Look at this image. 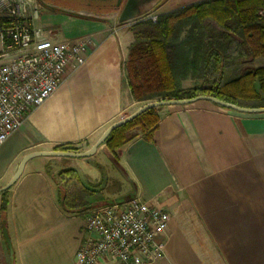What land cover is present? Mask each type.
Returning <instances> with one entry per match:
<instances>
[{
  "label": "crops",
  "instance_id": "0c3cea01",
  "mask_svg": "<svg viewBox=\"0 0 264 264\" xmlns=\"http://www.w3.org/2000/svg\"><path fill=\"white\" fill-rule=\"evenodd\" d=\"M183 1L141 0L126 22L120 21L122 9L104 14L87 10L84 2L78 10L43 5L37 25L47 23L46 38L63 42L89 37L93 46L85 66L68 72L55 94L0 146V190L25 156L77 144L86 146L81 152L89 151L111 125L142 107L133 109L143 102L132 98L124 69L135 40L130 27L205 0ZM56 9L70 16L58 22ZM254 66L264 67V58H257ZM189 82H182V88ZM196 104L201 105L162 108L151 143L138 137L115 155L104 145L90 158L28 161L17 183L4 198L0 194V264L11 262L3 229L15 264H74L91 212L87 209L132 195L166 208L173 217L165 257L157 264H264V229H250L248 242H243L242 229H174L189 216V204L211 199L214 185L222 189L218 202H250V208L264 202V115ZM106 179H115L117 189L99 198L98 184ZM77 185L74 191L71 187ZM228 190L233 197H227Z\"/></svg>",
  "mask_w": 264,
  "mask_h": 264
},
{
  "label": "trees",
  "instance_id": "16d2710c",
  "mask_svg": "<svg viewBox=\"0 0 264 264\" xmlns=\"http://www.w3.org/2000/svg\"><path fill=\"white\" fill-rule=\"evenodd\" d=\"M83 2L91 12H116L114 1ZM130 30L135 40L124 69L136 102L205 95L243 108H264V67L254 66L264 58V0H205L160 15L157 22L137 21ZM188 78L202 83L200 91L181 88ZM159 124V109L150 110L114 131L105 146L115 155L139 134L151 143ZM135 127L138 134L131 133ZM6 209L3 200V222Z\"/></svg>",
  "mask_w": 264,
  "mask_h": 264
},
{
  "label": "built area",
  "instance_id": "2783aa9c",
  "mask_svg": "<svg viewBox=\"0 0 264 264\" xmlns=\"http://www.w3.org/2000/svg\"><path fill=\"white\" fill-rule=\"evenodd\" d=\"M44 0H0V146L63 83L85 66L89 37L55 42L37 25ZM52 6V5H50ZM151 19L157 22L158 16ZM173 217L136 195L92 209L74 264H157L166 254Z\"/></svg>",
  "mask_w": 264,
  "mask_h": 264
},
{
  "label": "rangeland",
  "instance_id": "374dc122",
  "mask_svg": "<svg viewBox=\"0 0 264 264\" xmlns=\"http://www.w3.org/2000/svg\"><path fill=\"white\" fill-rule=\"evenodd\" d=\"M45 2H50V0H44ZM145 2L149 3L152 0H144ZM185 1V0H184ZM183 1V2H184ZM53 3H49L52 6H58L61 9H74L78 10L80 8H84L83 0H51ZM55 15L58 17H61L59 20H66L67 17L70 16L65 11H61L56 9ZM75 16V15H72ZM60 25V24H57ZM40 28H46L47 23L46 22H39ZM54 39V38H53ZM186 81V80H185ZM189 83H186L185 89L182 88V82H181V88L185 91H189L192 89H197L200 91V87L202 86V83L200 81H197L195 79L190 78ZM184 82V81H183ZM192 86V87H191ZM162 100H169V99H157L153 101H147L143 102L142 104L136 105L133 109L137 108L138 106H145L151 102L154 101H162ZM194 105H201V104H194ZM141 107V108H142ZM132 109V111H133ZM162 108H159V112ZM223 112H227V110L218 108ZM232 113V112H231ZM128 117V116H127ZM126 118V117H123ZM139 127H135L131 130L132 134H138L139 133ZM138 137H143L142 135H138ZM136 139V138H135ZM71 147H74L73 151L70 152H76V153H83L81 151L86 149V146H82V144L73 145ZM100 157L103 159L105 158V154L101 153L99 154ZM109 162V161H108ZM117 182L115 179L112 180H105L98 184V197L99 198H106L110 195L109 191H111L112 188L115 190L117 189ZM74 191L79 189L78 185L71 187ZM222 191V189L217 185L211 186V199L208 201H194L191 204H189V216L183 217L181 220L184 223H180L178 225H175L174 229H225L228 231L229 229H242V238L243 242L249 241V231L250 229H264V202L259 201L258 203H252V206L254 208H250V202H226V201H220L218 202L217 197H221L223 199V195L221 196L218 192ZM227 197H233V191H227ZM232 194V196L230 194ZM244 196V195H243ZM225 205V207H224ZM240 206V207H239ZM225 236H233V234L226 233Z\"/></svg>",
  "mask_w": 264,
  "mask_h": 264
},
{
  "label": "water",
  "instance_id": "95a60500",
  "mask_svg": "<svg viewBox=\"0 0 264 264\" xmlns=\"http://www.w3.org/2000/svg\"><path fill=\"white\" fill-rule=\"evenodd\" d=\"M83 1H87L90 3L92 2H100V3H107V2H115V9L116 11H120L122 9V13H121V18L120 21L121 22H126L130 19H132V14L135 13V9L140 5V1L141 0H128L127 3L124 5V1L125 0H83ZM198 102H209L212 103L216 106L221 107L222 109L225 110H229L238 114H242V115H264V108H243V107H239L237 105L228 103L226 101H222L216 97H212V96H205V95H199L193 98H189V99H181V100H162V101H154L151 102L145 106H143L142 108H140L137 112L133 113L132 115L121 119L120 121H118L117 123H114L113 125H111L106 131L105 133L102 135V137L98 140V142L89 150L83 153H75V152H70V151H53V152H35V153H31L27 156L24 157V159L22 160L19 169L17 170L16 174L14 175V177L11 179V181L0 190V194L7 192L8 190H10L16 183L17 181L20 179V177L22 176L24 169H25V165L27 164L28 161H30L31 159L35 158V157H59V158H71V159H85V158H90L92 156H94L97 152V150L99 148H101L102 146L105 145V143L107 142L108 138L111 136V134L122 128L123 126L129 124L130 122L134 121L135 119H137L138 117H140L141 115L145 114L146 112L153 110V109H159V108H164V107H173V106H189V105H194ZM134 195L130 196V197H125V198H118L115 200H110L105 202V204H113V203H121L124 202L127 199L133 198ZM97 208V206H92L89 207L87 210H92ZM3 234H4V240L5 243L7 245L10 257H11V264H15V255L13 252V249L11 247V243L9 241V237L7 234V230L3 229Z\"/></svg>",
  "mask_w": 264,
  "mask_h": 264
}]
</instances>
